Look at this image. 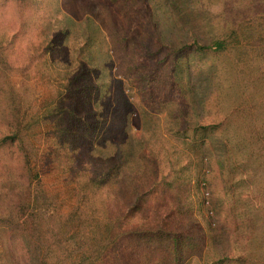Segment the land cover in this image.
<instances>
[{"label":"rangeland","instance_id":"374dc122","mask_svg":"<svg viewBox=\"0 0 264 264\" xmlns=\"http://www.w3.org/2000/svg\"><path fill=\"white\" fill-rule=\"evenodd\" d=\"M237 25L240 43L233 49L181 59L192 77L189 100L168 94L169 87L163 84L152 91L138 81L140 75L127 72L132 54L125 47V37L137 41V48L158 51L160 38L165 47H180L195 37L206 43ZM165 47L158 59L147 64L166 57L171 71L172 60ZM46 48L52 51L41 56L40 50ZM0 49L12 65L0 81V101L11 92L19 96L23 110L41 116L33 139L42 177L35 206L42 212L47 207L59 208L62 215L55 231L63 244L46 251L49 264H99L95 255L82 259L91 245L108 258L100 264H112L118 246L125 250V264H143L148 251L154 257L168 255L154 248L149 237L134 240L131 236L156 227L171 200L191 204L196 210L193 217L199 215L211 228L227 222L221 145H210L205 162L211 174L202 188L189 180L190 170L182 173L185 180L180 177L174 186L167 185L164 176L173 181L193 157L185 137H174L180 129L214 123L231 113L233 125L251 126L253 136L247 150L260 153V162H264V0H0ZM76 76L85 85L78 115L85 117L89 111V118L100 123L93 136L84 135L66 160L65 154L61 157L55 152L62 138L60 122L56 119L54 126L45 120V111L64 92L69 78ZM152 92L156 103L150 102ZM117 102L121 103L117 111L110 113L112 103ZM6 106L2 103L0 108ZM114 115L118 122L108 133ZM84 123L80 121L82 127ZM256 129L260 130L254 134ZM260 172L259 194L264 199V168ZM123 215L127 238L118 233L112 237L116 228L121 230L117 221ZM227 234L220 233L210 248L204 245L203 257L186 253L184 264H205L207 256L231 253ZM0 264L23 262L4 251L0 241Z\"/></svg>","mask_w":264,"mask_h":264},{"label":"trees","instance_id":"16d2710c","mask_svg":"<svg viewBox=\"0 0 264 264\" xmlns=\"http://www.w3.org/2000/svg\"><path fill=\"white\" fill-rule=\"evenodd\" d=\"M238 28L239 25L231 28L228 33L217 35L206 43L195 37L191 43L180 47L173 45L165 47L163 44L166 43L160 38L161 47L168 49L170 54L168 58L172 60L171 71H168L167 64L169 62L166 57L159 59L156 63L147 64L148 61L158 59L161 47L158 51L142 50L137 48V41L125 37L123 40L125 47L127 51L131 48L130 51L133 55H131L132 59L129 61L127 72L140 75L138 81L148 86L152 91L163 84L164 87H169L168 94H177L180 98L189 100L192 98L190 86L192 77L189 67L183 66L181 59L194 53H221L233 49L236 43H240ZM50 51L52 49H41V56ZM11 67L8 55L0 49L1 82L9 75L7 71ZM149 67L154 68L146 71V68ZM82 84V80L77 76L69 78L64 92L54 97L50 102L51 108H47L45 111V120L54 122V126L56 119L60 122L61 128L58 129L62 138L56 144L55 152L58 153V156L65 154V157H61L66 160H69V152L76 150V146L82 141L84 135L93 136L100 123L99 119L89 118V111L85 117L78 115L79 96L83 92L85 93V85ZM1 90L0 88V93ZM6 93H8V99H5L4 102L0 101V105L2 103L7 105L0 108L1 245L7 253L19 256L23 264H49L46 251L54 245L61 246L63 244L59 232L55 231L56 221H59L62 215L59 213V208L52 207L50 209L47 207L46 212H42L38 206H35V202L39 198L36 192L40 191L37 187L41 185L42 177L35 163L36 145L33 143V139L39 132L37 127L41 124V116L35 115V113L28 114L23 110V103L19 96L18 99L11 96V92ZM149 97L152 103H156L158 100L153 92ZM117 103L119 104L112 103L110 113L114 114L117 111L121 104ZM237 111L238 109L235 111L232 109V112ZM113 117L112 123L106 129L108 133L118 122L117 115ZM232 117L230 113L220 121L209 124L199 123L193 128L176 131L174 137H185L184 139L193 149V157L178 170L179 174L173 181L169 180L166 175L164 176L165 181L168 182L167 185L174 186L180 177L185 180L186 177L182 173L186 174L190 170L189 180L195 181L197 188H202L201 184L206 185L211 174V170L209 173L207 172L205 162L207 155L211 153L210 145L213 147L215 144H218V147L221 145L224 153L219 157L222 168L220 175L223 192L228 201L227 222L224 221L217 229L211 228L210 225L206 226L200 221L199 215L197 218L193 217L196 210L191 204L185 205L180 201L170 199L169 207L161 216H158L156 227L150 228V231L141 233L139 236H131L134 240L149 237L150 241L148 240V242L160 253L169 252L168 255L154 257L150 256L148 251L142 258L143 264H184L186 253L199 256L203 252L204 245L210 248L220 233L226 232L228 233L227 241L232 246L231 253L225 256H207V260L203 258L205 264H264V199L259 194L262 180L260 170L264 168V162H260V153L247 150L253 136L251 126H235L231 123ZM81 120L85 122L83 127L80 124ZM124 122H126L125 119ZM259 130L256 129L254 134H257ZM248 152L249 154H247ZM13 160L14 163H12ZM153 165H156L155 162ZM153 172L156 173V166H153ZM174 190H176L175 187L168 191ZM92 193L95 194V191ZM85 199L82 203H86ZM199 200L201 203L206 201L202 196ZM73 214L75 213H72L71 219L74 218ZM123 219L124 215L119 218L120 221H117L121 230L118 232L116 228L111 233L112 237L118 233V237L127 238V232L122 230L124 222L121 220ZM129 234L133 235L134 232ZM48 238H51L52 242L48 241ZM109 241L113 243L114 239ZM98 250L94 245H91L82 255L83 261L90 254L95 255L99 264L107 261L108 258L103 251ZM198 250L200 253H196ZM114 251L118 257L112 264H125L123 261L124 248L118 246ZM200 256L203 257V255Z\"/></svg>","mask_w":264,"mask_h":264}]
</instances>
